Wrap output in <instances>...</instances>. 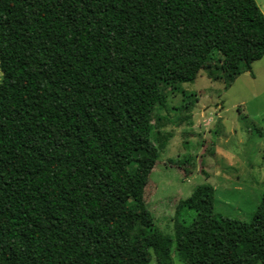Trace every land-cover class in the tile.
<instances>
[{"label": "trees", "instance_id": "16d2710c", "mask_svg": "<svg viewBox=\"0 0 264 264\" xmlns=\"http://www.w3.org/2000/svg\"><path fill=\"white\" fill-rule=\"evenodd\" d=\"M217 53L264 57L255 0H0V264H264V191L246 223L196 186L173 238L145 201L161 86Z\"/></svg>", "mask_w": 264, "mask_h": 264}, {"label": "rangeland", "instance_id": "374dc122", "mask_svg": "<svg viewBox=\"0 0 264 264\" xmlns=\"http://www.w3.org/2000/svg\"><path fill=\"white\" fill-rule=\"evenodd\" d=\"M255 2L264 13V0ZM220 57L193 82L161 86L165 106L155 109L150 139L163 146L145 201L171 238L175 206L196 186L213 187L215 214L246 223L264 191V57L239 73L222 70ZM172 262L184 264L174 252Z\"/></svg>", "mask_w": 264, "mask_h": 264}, {"label": "crops", "instance_id": "0c3cea01", "mask_svg": "<svg viewBox=\"0 0 264 264\" xmlns=\"http://www.w3.org/2000/svg\"><path fill=\"white\" fill-rule=\"evenodd\" d=\"M264 14V13H263ZM213 188V187H212ZM214 190V189H213Z\"/></svg>", "mask_w": 264, "mask_h": 264}]
</instances>
